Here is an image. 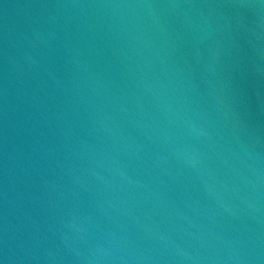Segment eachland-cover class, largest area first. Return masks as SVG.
I'll use <instances>...</instances> for the list:
<instances>
[{"label": "water", "instance_id": "water-1", "mask_svg": "<svg viewBox=\"0 0 264 264\" xmlns=\"http://www.w3.org/2000/svg\"><path fill=\"white\" fill-rule=\"evenodd\" d=\"M0 264H264V0H0Z\"/></svg>", "mask_w": 264, "mask_h": 264}]
</instances>
